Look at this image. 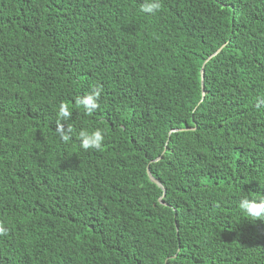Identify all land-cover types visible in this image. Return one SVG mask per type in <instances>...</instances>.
Returning a JSON list of instances; mask_svg holds the SVG:
<instances>
[{"label": "trees", "instance_id": "obj_1", "mask_svg": "<svg viewBox=\"0 0 264 264\" xmlns=\"http://www.w3.org/2000/svg\"><path fill=\"white\" fill-rule=\"evenodd\" d=\"M147 2L0 0V264H264V0Z\"/></svg>", "mask_w": 264, "mask_h": 264}, {"label": "clouds", "instance_id": "obj_2", "mask_svg": "<svg viewBox=\"0 0 264 264\" xmlns=\"http://www.w3.org/2000/svg\"><path fill=\"white\" fill-rule=\"evenodd\" d=\"M162 5L159 0H150V2L145 3L141 11L145 13L154 14L155 12L161 10ZM102 89L93 87L91 92L84 96L83 98L76 99V107L83 108L85 115L92 116L93 113L99 108V98ZM58 121L59 120H69L71 119L72 112L70 111V105L66 102H61L58 110ZM72 132L71 127L67 130L63 128V125L58 123V134L60 135L64 143H68L71 139L70 133ZM82 141L81 147L88 151L90 149L102 150V145L104 142V133L101 130H95L92 133L81 132L79 134ZM239 208L246 215L250 216L253 220H264V199L256 202V200H249L244 198L240 204ZM7 232L2 224H0V235H6Z\"/></svg>", "mask_w": 264, "mask_h": 264}, {"label": "water", "instance_id": "obj_3", "mask_svg": "<svg viewBox=\"0 0 264 264\" xmlns=\"http://www.w3.org/2000/svg\"><path fill=\"white\" fill-rule=\"evenodd\" d=\"M222 46H223V45H222ZM221 49H222V47H220V48L217 50V52H219ZM217 52H216V53H217ZM216 53H215V54H216ZM210 58H211V57H210ZM210 58H208V59L204 62L203 67L201 68L202 99L204 98V95H205V91H204V65H205V63H206ZM202 99H201V100H202ZM149 178H150L151 181H153V182L156 183L159 187H161L163 190H165L164 187L161 185V183H160L158 180H156L153 176H151V174L149 175ZM164 195H165V193L160 197V202H163V197H164Z\"/></svg>", "mask_w": 264, "mask_h": 264}, {"label": "rangeland", "instance_id": "obj_4", "mask_svg": "<svg viewBox=\"0 0 264 264\" xmlns=\"http://www.w3.org/2000/svg\"><path fill=\"white\" fill-rule=\"evenodd\" d=\"M148 173H149V171H148Z\"/></svg>", "mask_w": 264, "mask_h": 264}]
</instances>
